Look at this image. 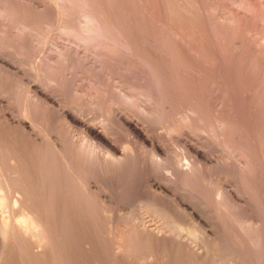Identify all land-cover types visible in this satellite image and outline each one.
Here are the masks:
<instances>
[{
    "label": "rangeland",
    "instance_id": "374dc122",
    "mask_svg": "<svg viewBox=\"0 0 264 264\" xmlns=\"http://www.w3.org/2000/svg\"><path fill=\"white\" fill-rule=\"evenodd\" d=\"M7 1L0 0V18H2L0 22L1 20L3 22V25H0V36H8V39H0V50H13L14 58L27 70L39 74L40 81L45 85L51 83L49 75L43 72L37 73L30 66L31 60L37 59L40 49L44 50L45 56L53 51L49 44L40 40L42 37L53 36L68 47H76L77 42L82 41L86 36H136L140 40L143 39L142 42L145 41L144 47H136L137 50L132 52L122 47L109 49V54L102 57L108 72L107 77L103 79L99 78L95 71L83 67L77 60L70 65V68L79 81L77 79L68 82L61 71H55L48 65H44L43 68L50 76L60 78L61 93L68 104L85 112L89 118H92V123L107 125L105 127L109 128L108 136L120 153H131L134 149L136 157L139 156V161H134L133 170L105 178L106 186L111 185L109 188L114 194L119 192L118 198H122L121 200L127 202L130 208L135 207L132 210L137 211L140 198L159 195L162 190L158 188V184H161L167 190L163 191L164 197L173 198L172 195L177 194L189 200L197 198V201L202 198L201 200L206 204L202 208L205 209L204 215L209 208H215L216 214L221 215L223 206L218 192L222 185L227 193L230 192L231 198L236 200L231 199V204H234H230L232 207L229 205L230 212L228 208L223 209L222 214L225 217L222 220L224 219L225 222L223 221L222 226L220 215V222L212 221L216 218L211 209L206 214L208 217L204 216L207 217L206 221L209 219L213 222L208 223L209 227L211 225L212 229L219 227L218 232L217 229L213 230L218 236L222 234V238H226L223 248L219 249H223V252L218 250L219 252L214 251L209 254L206 264H251L250 262L264 264V244H262L264 239L261 240V244L258 243L259 234L262 232L259 230L264 229V0H85L89 4L87 8L86 5L81 4V0L54 1L55 3L60 1L59 6L52 2L53 0H49L54 4H51L52 8L56 9V6L60 8L56 11H53L48 0H21V6L19 3H17L19 6L16 5L20 0H11L10 3ZM1 9L2 11L4 9V14L1 13ZM89 9L92 13L96 10L94 13L105 20L104 27L98 28L99 25H96L97 23L90 19L89 15L86 16ZM18 36H21L22 41L25 42L33 40L34 45L25 44L22 48L13 49L6 44L7 41H12ZM130 69L140 72L134 78L136 89L125 88V90L117 87L118 83L127 87L129 76L126 71ZM167 77L168 82H165ZM95 80L105 86L109 94L101 90L94 83ZM161 80H165L164 83ZM76 83L84 89L98 92L99 101L97 100V103L95 101L94 104L87 97L76 94ZM146 91L149 94L155 93L150 97L152 100L148 99L149 94ZM0 92L8 99L16 117L26 120L30 117L35 120L43 118L42 109L37 108V110L34 107L32 109V102L22 88L21 80L5 73L1 66ZM128 92L130 96L135 94L133 97H138L137 101L136 98L131 99L127 95ZM148 104L149 107L157 108L153 107L156 110L152 113L154 115L147 114ZM113 107L129 111L141 123L149 126L148 134L150 139L153 138V144L137 142L116 119L112 112ZM190 108L195 109L196 115H199H195L196 118L188 123L182 115L191 113ZM54 116L49 117L50 127L53 130L64 137L72 134L80 146L85 144L83 140L85 138L80 131L70 133L62 117L58 114ZM217 116L228 120L226 131L218 124ZM45 118L48 120L46 116ZM223 131L226 136L221 135ZM8 133H6L7 137L14 136ZM89 143L87 144L86 141L85 146L88 145L87 149L92 151ZM156 145L163 149V153L155 154ZM196 150L205 152L210 159H201ZM104 152L98 153L103 161L106 158L108 160ZM192 168L195 172L190 171ZM172 169L175 171L172 172ZM179 169L181 172L184 169L183 173ZM185 169L191 173L186 175ZM171 172L174 180L164 178L168 173L169 176L172 175ZM134 198L139 200L136 201ZM232 200L241 203L240 206L239 204L238 207L235 206L236 203ZM205 206L208 208L206 209ZM133 215L129 218H133ZM256 223L257 227L258 225L263 227L257 228ZM209 227L206 229L209 235L213 236L216 232L212 234L213 230ZM173 230L170 237L172 243L165 242L168 244L167 247L165 243L158 244L159 248L157 245L149 244L150 246L139 248L141 251L138 249L133 256H136L139 262L146 256L147 260L144 264H149V256L154 252L155 258H159L156 264H163V261L164 264H189L191 260L186 262L190 257L186 255L183 244L190 241L185 238L184 233L177 234L178 230ZM90 235L93 240L98 238V234ZM103 236L104 238L106 236L103 250L105 253L101 255H104L105 259L103 257L101 259H104L103 262L106 264L112 246L110 247V240L106 242L109 234L106 232ZM206 238H203V241ZM183 239L184 243H180ZM208 239L205 243L195 242V245L207 246ZM171 244L175 246L171 247ZM106 249L108 253L110 250L109 254L106 253ZM164 249L166 251H163ZM150 251L152 253L147 256ZM133 259L135 257H132ZM195 262L192 260V264H197Z\"/></svg>",
    "mask_w": 264,
    "mask_h": 264
},
{
    "label": "bare ground",
    "instance_id": "6f19581e",
    "mask_svg": "<svg viewBox=\"0 0 264 264\" xmlns=\"http://www.w3.org/2000/svg\"><path fill=\"white\" fill-rule=\"evenodd\" d=\"M9 1L7 2L10 3ZM54 1L57 2L58 0H53L52 2ZM81 1L82 5H86V8L89 7L87 6L89 5L87 1ZM52 2L50 3L49 1L50 5ZM17 3L20 4L21 0L20 2H16V5L19 6ZM24 3L25 1L22 2V4ZM60 3L59 1V3L55 4L59 6ZM66 6L68 5L66 4ZM52 9L56 11V9L58 10L60 8L56 6V9H54V7ZM3 11L1 13H3ZM94 12L92 13L89 9V13L86 16L89 15V18L93 19L97 23L96 25L100 26H98V28L104 27L103 22L105 20L103 21ZM1 24L3 25L2 20L0 22V25ZM93 24L94 23H92V25ZM0 39H8V36H0ZM40 40L49 44L53 51L50 55L45 56L43 54L44 50L40 49V53L37 54V59L31 60L30 66L31 69L35 72L37 71V73L43 72L49 75L51 83L47 85L40 81L39 74L27 70L22 66V63L20 64V62L14 58L13 50H0V66L4 72L19 78L22 82V88L27 92L30 98L29 100L32 102V109L38 108L43 111V118L39 120L30 119L32 117H30L29 120L18 118L15 116V111L10 106L8 99L0 92V264H104L103 261H105V258L104 255L101 254L103 252L105 253L103 250L107 235L104 234L106 235L104 238L103 233L106 232L109 234L110 238H108L106 242L110 240V243H108L111 244L110 247L112 246L111 253L108 249L110 254L106 249V253L110 255V257H107L109 260H107L106 264H133L137 260L136 256H133V254L136 253L139 248L145 247L146 245H157V248H159L160 243L161 245L165 242L169 243V241L172 243V238L170 237H172L173 232H171V230L173 229L178 230L177 234L180 233L183 235L184 233L185 238H188L190 241L187 240L189 243L185 242V244H183L185 245L184 248L186 252L183 251L190 257V259H185L186 262L191 260L189 264H192V260H194L197 264H206L208 255L223 248L222 246L225 244L224 239H226L222 238V234H220L221 236L217 235L218 226V228L213 227V229H217L216 232L210 228L212 225L210 227L209 225L215 221L217 223L220 222V216L221 220L225 217V215L222 214L223 209L228 208L229 211L230 206L234 204H231V199H236L231 198L230 192L227 193L225 187L221 185L218 193L221 196L220 203L224 208L222 207V211H219L221 215L216 214L215 208H209V210L211 209L214 211L213 215L216 218H213L212 221H214L210 222L209 219L206 221L208 217L206 214L209 213V210H207L208 212L206 211L205 215L207 217L204 218L205 209L202 208L204 207L203 205L206 204L201 200L202 198L197 201V198L189 200L183 196H177V194H174L175 196L172 195L173 198L164 197L163 191H167L166 187L158 184V188L161 189L162 192H160L159 195L156 193L157 195L142 197L140 200L137 199L139 200L138 203L136 202V198H134L139 209H137V211L135 209L132 210L135 207L130 208L127 202L125 203L121 200L122 198H118L117 194L119 192H115L117 194H114L109 188L111 185L109 187L106 186L107 183L105 184L104 180L110 177L109 175L113 176L121 174L124 171L133 170L132 166H134V161H139V156L136 157L134 149L131 153H120L117 146L108 136L109 128L107 129V127H105L107 125L102 126L98 123H92V118H89L85 112L68 104L61 93L59 84L61 82L60 78H57V76H50L43 68L44 65H48L55 71H61L66 81H75L78 78L77 76L75 78V73L71 70L70 65L74 64V61L77 60L83 67L90 68L99 75V78L103 79L107 77L108 72L102 57L109 54V49L113 47H122L132 52L137 50L136 47H144L145 41L142 42L141 40L143 39L140 40V38L136 36H86L82 41L77 42L76 47H68L61 44L55 37L53 38V36L42 37ZM6 44L13 49L22 48L25 44L34 45L33 40L25 42L22 41L21 36L14 37L12 41H7ZM60 57L64 58L61 60L59 59ZM126 73L129 76L127 79V87L119 83L116 86L123 89H136L137 85H135L134 78L139 75V70L130 69L126 71ZM167 80L168 77L166 81L161 80V82H168ZM94 83L97 84L101 90H104L105 93L109 94L108 89L102 86L99 81L95 80ZM76 84V94L87 97L91 103L95 101L97 103L99 99L98 92L93 89H84L80 84ZM147 93L146 95L149 94ZM150 93L148 99L152 100L150 97H152L153 92ZM127 95H129V92ZM133 96H135V94L130 96V98H136ZM149 105L150 104L146 107L148 115L156 111L153 109L155 106L149 107ZM151 105L153 104L151 103ZM155 109L157 108L155 107ZM195 109L190 108L189 110H191V113L188 112L187 115H182L186 122H192V120L199 115H196L197 111H195ZM159 111V113H161L160 109ZM112 112L116 119L125 126L127 131H129L137 142L148 145L153 144V138L150 139V134H148L150 132L149 126L141 123L140 120L136 119L129 111L120 107H113ZM55 114L62 117L63 123L69 129L68 131H70V133L80 131L85 138L83 139L85 144L86 141L87 144L90 142L89 145L90 148L92 147V151L87 149V147H89L88 145L85 146V144H83L80 146L78 144L79 142H77L78 140L75 139L72 134L64 137V135L62 136L53 130L50 127L49 117H55ZM45 116L48 120H46ZM218 119V124L226 131L228 120L224 117H219ZM216 122H218V120ZM7 132L14 135V138L7 137ZM221 135H225V132H221ZM218 136L219 135H217V137ZM135 144L136 143H134V145ZM100 151H105L104 154H107L108 160L107 158L106 160L104 159V161L101 160L102 157L98 155ZM157 152L163 153V149L157 146L155 154ZM196 152L201 159H210L205 152V154L197 150ZM183 170L181 172V169H179L181 173H183ZM186 170L187 169H185V171ZM193 170L192 168L190 171L192 172ZM174 171L175 170L172 172ZM187 172L188 171H186V175L189 174V172ZM178 173L174 174L179 175ZM172 175L169 176L168 173L167 176L164 175L166 176L164 178L168 177L167 179L171 181L174 177V175ZM233 202L236 203L235 206L239 204L236 201ZM136 203L134 204L136 205ZM240 204L238 206H240ZM205 208L207 209L208 206H205ZM132 214H134L133 218H129ZM224 214H226V212H224ZM183 216L187 219H183ZM210 217L212 216L210 215ZM226 220L230 223L229 218ZM223 221L225 222V220H222L221 226L223 225L222 223H224ZM208 223L210 224L208 225ZM261 223H263V221ZM205 226L213 230L211 231L212 234L213 232L216 233L210 236ZM255 226L257 227V223ZM259 226L260 225H258V227ZM263 226L260 227L262 228ZM256 230L258 229H255V231ZM261 230L263 232L264 229H260L259 231ZM262 232L259 234V244H261V240L264 239L262 238L264 232ZM90 234L93 236L98 234V238L96 237V240H93L92 237L90 238ZM205 237H207L206 239L209 238L207 246H205V244L201 246L198 244L195 245V242L199 243L202 241V243H205L206 239L203 241ZM181 241L182 240H180V243H184V239L183 242ZM228 244H230V242H228ZM178 245L179 244H177V246ZM167 246L168 244H166V247ZM174 246L171 244V247ZM222 250L219 251L221 252ZM163 251H166V249ZM248 252L250 251L248 250ZM151 253V251L148 252L147 256ZM157 256H159V254H157ZM102 257L104 258L103 260L101 259ZM132 257H135L136 260H132ZM145 257L142 261L139 262L137 260L138 263H135L144 264V261L147 260ZM149 257V264H156L157 259H159L158 257L157 259L155 258L156 254H154V252ZM145 263H147V261ZM250 263L253 264L252 262Z\"/></svg>",
    "mask_w": 264,
    "mask_h": 264
}]
</instances>
